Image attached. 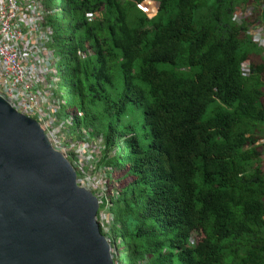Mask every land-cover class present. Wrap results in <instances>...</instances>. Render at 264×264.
<instances>
[{
    "label": "trees",
    "instance_id": "trees-1",
    "mask_svg": "<svg viewBox=\"0 0 264 264\" xmlns=\"http://www.w3.org/2000/svg\"><path fill=\"white\" fill-rule=\"evenodd\" d=\"M50 1L62 113L71 132L103 135L99 162L125 180L111 207L119 264H264V59L233 21L264 0Z\"/></svg>",
    "mask_w": 264,
    "mask_h": 264
},
{
    "label": "water",
    "instance_id": "water-1",
    "mask_svg": "<svg viewBox=\"0 0 264 264\" xmlns=\"http://www.w3.org/2000/svg\"><path fill=\"white\" fill-rule=\"evenodd\" d=\"M40 124L0 96V264H114L98 198Z\"/></svg>",
    "mask_w": 264,
    "mask_h": 264
},
{
    "label": "built area",
    "instance_id": "built-area-1",
    "mask_svg": "<svg viewBox=\"0 0 264 264\" xmlns=\"http://www.w3.org/2000/svg\"><path fill=\"white\" fill-rule=\"evenodd\" d=\"M52 13L47 0H0V96L17 112L35 119L57 150L67 154L77 145L73 162L79 184L93 192L101 204L109 205L104 170L93 172L87 165L92 159L100 160L102 139L91 137L87 131L77 132L72 138H81L75 143L70 132L74 116L59 115L63 101L59 97L60 58L51 47L55 37ZM248 13L249 9L237 10L234 18L241 22ZM263 31L257 27L255 41L261 42L259 33ZM241 68L242 75L249 76L250 63L244 62ZM261 162L264 164V152ZM99 220L108 233L112 217L103 211Z\"/></svg>",
    "mask_w": 264,
    "mask_h": 264
},
{
    "label": "clouds",
    "instance_id": "clouds-1",
    "mask_svg": "<svg viewBox=\"0 0 264 264\" xmlns=\"http://www.w3.org/2000/svg\"><path fill=\"white\" fill-rule=\"evenodd\" d=\"M145 2H155V1H153V0H147V1H145ZM144 3V2H143ZM141 4V3H140ZM140 4H138V5H140ZM47 6H48V8L53 12L52 13V15L50 16V21H51V25L53 26V28H54V24L52 23V21L54 20V19H58V17H59V14H61V9L59 8V7H56L54 4H53V1H47ZM235 12H236V10L234 11V13H233V21L236 23V24H238V25H243V24H246V27H250L252 24H254V23H256L258 20H254L253 18L252 19H249V20H246V21H241V22H238V21H236L235 20V18H234V14H235ZM263 15H264V13L262 14V16H261V19L263 20ZM103 17H100V18H95V19H91V18H88V19H90V21L91 22H96V21H98V20H100V19H102ZM54 30H55V28H54ZM249 34V33H248ZM56 35V34H55ZM54 40H55V37H54ZM54 43V41L51 43V47L53 48V46H52V44ZM54 49V48H53ZM55 50V49H54ZM56 51V50H55ZM87 53L88 54V57L87 58H83V59H88V58H91V57H93L94 56V52H93V50H92V48L90 47V46H87V48L86 49H83V50H81L79 53ZM56 54H57V56L60 58V72H61V74H60V82H63V79H62V56H60L58 53H57V51H56ZM244 62H249L250 63V67H251V69H250V74H249V76H247V77H245V76H243L242 75V73L240 74L241 75V77L242 78H250L252 75H253V64H252V61L251 60H249V59H247V60H244L241 64H240V66L244 63ZM59 97L61 98V100L63 101V103H62V106H61V112H60V116H71V115H73V114H71L70 113V115H65V114H63L62 113V107L63 106H68V101L64 98V96L63 95H61L60 94V92H59ZM11 105V104H10ZM12 106V105H11ZM13 107V106H12ZM15 109V108H14ZM79 114H81V115H79V116H82V113H79ZM74 116V115H73ZM30 118V117H29ZM35 120V119H34ZM75 125V116H74V124H73V126ZM72 126V127H73ZM42 128V127H41ZM43 129V128H42ZM71 130H72V128H70V132H71ZM44 131V130H43ZM45 132V131H44ZM77 132H81V134H83V132L84 131H76L75 133L74 132H71V139L75 142V143H77L78 144V139H80L81 138V136H78L77 138H72V137H74V136H76V134H77ZM46 134V133H45ZM88 134L91 136V137H93V138H101L102 139V152H101V156H100V159L101 158H103L104 157V153H105V150H106V145H105V139H104V137H103V135H95L94 134V132L91 134V133H89L88 132ZM46 136H47V134H46ZM48 137V136H47ZM49 139V138H48ZM50 141V140H49ZM51 142V141H50ZM52 144V143H51ZM261 144H264V138H261L260 140H258V142H257V145H261ZM53 146V145H52ZM77 146V145H76ZM76 146L72 149V151H71V153H67V154H64V153H62L61 151H59V150H57L54 146H53V148L55 149V150H57V151H59L60 153H62L65 157H67V159L71 162V164L73 165V167L75 168V166H74V162H73V158H75L76 157V154H75V150H76ZM263 152H264V150H263ZM262 152V153H263ZM262 153H261V156H262ZM100 161V160H99ZM263 164V163H262ZM264 165V164H263ZM75 170H76V172H77V176H78V179H79V172H78V170L75 168ZM103 170H104V173H105V175H106V178H107V180H108V188H109V184L111 183V181H112V179H113V175H111V177H112V179L110 178V173H112V172H115V170L114 171H108V170H106V168H103ZM77 179V180H78ZM113 183H114V181H113ZM78 184H79V182H78ZM79 186H81L80 184H79ZM114 186H115V184H114ZM91 192V191H90ZM93 193V192H92ZM94 194V193H93ZM95 195V194H94ZM117 195V193L116 194H114V192L113 193H109L108 192V199H109V205H104V204H101L100 203V201H99V205H100V207H99V211H98V214H97V217H96V220L98 221V223H99V226H100V230H101V233L105 236V238H106V240L108 241V243H109V245H110V252H111V256H112V258H113V260H114V264H119V260H120V257L122 256V252H120L119 251V248H118V245H121L122 246V239H121V237H119L118 235H115L114 233H113V231H112V227H113V224H114V222H115V218H114V215L111 213V207H112V198L114 197V196H116ZM96 196V195H95ZM97 197V196H96ZM98 198V197H97ZM106 198V199H107ZM99 200V199H98ZM103 211H105V212H107L111 217H112V221L110 222V224H109V232L108 233H105L104 232V229H103V226H102V224L100 223V220H99V216H100V214L103 212ZM194 240H192V238H190V240H189V244L190 245H194ZM114 252H116V254L114 253Z\"/></svg>",
    "mask_w": 264,
    "mask_h": 264
},
{
    "label": "rangeland",
    "instance_id": "rangeland-1",
    "mask_svg": "<svg viewBox=\"0 0 264 264\" xmlns=\"http://www.w3.org/2000/svg\"><path fill=\"white\" fill-rule=\"evenodd\" d=\"M59 4H60L59 1H55V2H54V5H55L56 7H59ZM158 5H159V4H158ZM58 18H59L60 20H63V17H62L61 14H59V17H58ZM263 58H264V54H263L262 57H261V56H256V55L252 56V60H253L254 62H256L257 64H259L258 62L261 63V62H262L261 60H262ZM59 92H60V94L63 95L64 98L68 101V104L71 105V103H72L71 98H70V96L68 95V93H67V91H66V89H65V86H64L63 82H60V81H59ZM129 110L134 111V112H133L134 114H132V115H134V117L139 118V119H141V121H143V119H144V114H143V109H142V108H137L136 106L131 105V106L129 107ZM262 134H263V133H262ZM263 135H264V134H263ZM261 138H264V136L261 137ZM77 149H78V147H76V151H77ZM87 165H88V168H89L91 171H93V172L99 171L100 169L103 170V168H104V166L99 162V160H96V159H92V160H90V161L87 163ZM109 175H110V178H111V179H112L111 175H113V179H112L111 183L109 184L108 192H109V193H110V192H111V193L114 192V194H116V193L118 192V189H121V188L124 187V185H125V180H124V179H121V180L119 181L118 185H116V187H115L113 181L115 182L116 179L118 180L119 178H121V174H120L119 172H116V171H115V172L110 173ZM115 184H116V182H115ZM196 239H197V235L193 234V235H192V240H194V242H195ZM118 248H119V251L122 252V250H123V246L118 245Z\"/></svg>",
    "mask_w": 264,
    "mask_h": 264
},
{
    "label": "bare ground",
    "instance_id": "bare-ground-1",
    "mask_svg": "<svg viewBox=\"0 0 264 264\" xmlns=\"http://www.w3.org/2000/svg\"><path fill=\"white\" fill-rule=\"evenodd\" d=\"M47 1H50V0H47ZM254 1H258V0H254ZM245 9H249V13L243 17L242 21H246V20L252 19L256 14L262 15L264 13V4H261V6L239 5V6H237L236 11L237 10L244 11ZM257 9H259L260 12H257L255 14ZM257 27L264 28V20H262V19L258 20L256 23H254L250 27H246V28L248 29V33L250 34V38L253 41L254 45H256L257 48L261 50L260 54H261V57H262L263 54H264V31L259 33L260 34L259 38L261 39V42L260 41H255L254 38H253V35L254 34L255 35L258 34ZM9 58L10 59L13 58V55H9ZM240 71L242 73L241 66H240Z\"/></svg>",
    "mask_w": 264,
    "mask_h": 264
}]
</instances>
